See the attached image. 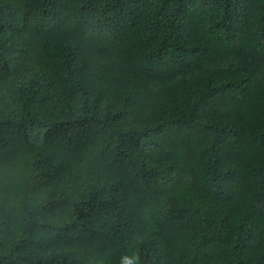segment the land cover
Instances as JSON below:
<instances>
[{"label": "trees", "instance_id": "trees-1", "mask_svg": "<svg viewBox=\"0 0 264 264\" xmlns=\"http://www.w3.org/2000/svg\"><path fill=\"white\" fill-rule=\"evenodd\" d=\"M264 264V0H0V264Z\"/></svg>", "mask_w": 264, "mask_h": 264}, {"label": "clouds", "instance_id": "clouds-1", "mask_svg": "<svg viewBox=\"0 0 264 264\" xmlns=\"http://www.w3.org/2000/svg\"><path fill=\"white\" fill-rule=\"evenodd\" d=\"M121 264H133V261L130 257H122L121 258Z\"/></svg>", "mask_w": 264, "mask_h": 264}]
</instances>
